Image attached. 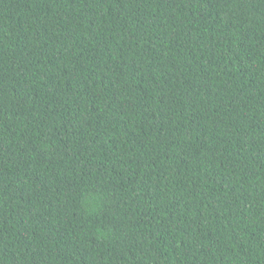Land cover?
Here are the masks:
<instances>
[{
    "label": "trees",
    "instance_id": "obj_1",
    "mask_svg": "<svg viewBox=\"0 0 264 264\" xmlns=\"http://www.w3.org/2000/svg\"><path fill=\"white\" fill-rule=\"evenodd\" d=\"M0 264H264V0H0Z\"/></svg>",
    "mask_w": 264,
    "mask_h": 264
}]
</instances>
